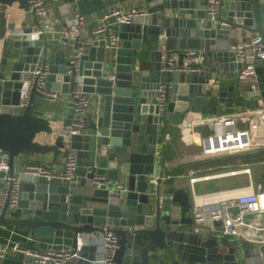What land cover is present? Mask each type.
<instances>
[{
    "label": "water",
    "instance_id": "obj_1",
    "mask_svg": "<svg viewBox=\"0 0 264 264\" xmlns=\"http://www.w3.org/2000/svg\"><path fill=\"white\" fill-rule=\"evenodd\" d=\"M69 1L85 22L96 20L92 26L124 2H143L148 18L114 26L118 47L112 50L105 47L102 34L94 40H90L94 34L83 36L88 43L74 67L64 49L69 39L47 31L27 0H0V40L7 37L0 59V150L7 156L9 174L18 157H23L21 164L30 165L35 155L51 153V162L57 163L70 153L76 159L75 176L80 177L75 184L22 180L16 206L8 208V200L3 204L0 228L13 226L25 232L24 242L18 245L34 251H40V241L52 239L56 231L72 233L68 251L74 255L64 264H93L96 246L82 244L77 249V235L85 236L102 225L117 237V264H246L239 257L236 239L194 229L190 202L170 196L173 178L163 175L168 167L233 154L261 152L264 156V145L172 162H164L163 151L166 126L182 124L188 113L214 116L220 109L233 108L236 100L246 108L264 106V60L254 67L259 102L249 98L237 80L241 60L223 48L235 31L257 35L264 44V0H221L225 17L218 13L214 20L206 18L205 0ZM13 4L23 12L20 29L7 20V9ZM148 35L156 39L143 68L137 52L151 44ZM77 46L78 38L70 48L74 51ZM170 54L176 55L177 67L188 59L190 67L200 69H161L167 66L163 56ZM38 65L47 66L45 87L68 98V119L81 118L70 103L72 88L98 97L95 112L82 116L86 133L55 134L50 125L55 119L43 117L39 110L42 98L35 84L24 108L18 107L22 81ZM160 84L165 85L161 106ZM155 166H159L157 172ZM150 175L157 176L156 187L150 185ZM94 176H105L110 182L96 186ZM162 182L168 185L163 196ZM24 260L30 264L28 256Z\"/></svg>",
    "mask_w": 264,
    "mask_h": 264
},
{
    "label": "built area",
    "instance_id": "obj_2",
    "mask_svg": "<svg viewBox=\"0 0 264 264\" xmlns=\"http://www.w3.org/2000/svg\"><path fill=\"white\" fill-rule=\"evenodd\" d=\"M30 9L44 28L52 30V16L46 0H27ZM221 0H205L204 10L206 18L214 20L220 11ZM3 4L0 3V11ZM9 8V7H8ZM8 11V9H7ZM147 15L143 7H121L107 11L102 15L99 23L93 28L94 35H101L105 38V47L112 50L118 47V39L114 33V26L134 22L143 19ZM9 16V12L7 13ZM148 16V15H147ZM85 19L79 13H75L66 24L57 30L60 35L69 40L78 38V46L71 53L69 62L76 67L81 54L84 53L88 39H85L82 32ZM228 50L234 58L241 60V67L237 72V80L247 89V96L255 98L260 102L257 88V77L255 65L264 60V44L259 36H253L239 43L231 44ZM188 51L187 54H190ZM167 66L163 70L190 72L198 71V66L190 67L189 60L185 59L182 67H177V57L174 54L163 56ZM47 73V66L38 65L30 76L22 81L19 90V108H24L27 103L29 89L35 84V89L41 94V98L47 102H55L59 93L48 90L44 85V77ZM165 85L160 84L157 91L159 105L165 100ZM70 103L75 113L81 118L68 120L64 123L62 133L68 137L72 134L86 133L85 124L82 120L91 103L88 94L83 93L75 86L69 91ZM204 122L212 126L213 132L201 137L196 132L193 134V142L199 145V156L213 155L217 153L231 152L243 149H253L264 145V106L259 104L256 108H240L232 112L214 116H203L196 121ZM239 122V123H238ZM185 121H182V126ZM76 159L68 153L62 162L59 170L41 164L32 163L26 165L20 172L9 174L7 156L0 150V171L4 174L0 177V212L3 204L8 200V208H14L18 200L19 188L22 180L36 181L42 179L45 182L60 181L68 184L76 183L75 176ZM250 174L246 167L242 170ZM156 175H150L148 181L153 187L157 186ZM193 181V178L190 179ZM110 181L105 176H94L92 183L96 186L106 185ZM169 197V196H168ZM190 215L194 223V229L200 227L209 231L219 232L229 238L240 242H248L254 245L256 264H264V189H254L249 177V186L246 190L230 189L216 192L196 194L192 188L190 192ZM233 210L236 212L233 213ZM253 218H260V222H254ZM219 221L220 225H215ZM82 244L95 245L98 249V257L95 263L117 264L114 259L118 247L117 237L111 229L102 225L96 232H89L84 235H77V249ZM9 253H17L30 258V264H64L72 255L69 251L60 250L53 246L46 247L40 251L30 250L18 244L0 243V264ZM239 257L241 255L239 254Z\"/></svg>",
    "mask_w": 264,
    "mask_h": 264
},
{
    "label": "crops",
    "instance_id": "obj_3",
    "mask_svg": "<svg viewBox=\"0 0 264 264\" xmlns=\"http://www.w3.org/2000/svg\"><path fill=\"white\" fill-rule=\"evenodd\" d=\"M47 5L50 8V14L52 16V30L50 32L55 33L57 30L62 28L68 20H70L75 13H79L77 7L73 2L69 0H46ZM118 6L129 8V7H143V2H136L133 4H128L126 2L120 3ZM9 16H7L8 21H13L16 23V28L20 29L23 26L21 25V20L23 19L22 9L17 5L13 4L8 8ZM169 13V11H167ZM222 18L225 17V10L221 8L219 12ZM148 18L147 15L143 18ZM93 21L85 22L83 25L82 32L84 35H93L92 30L95 26H92L96 20L93 18ZM95 24V23H94ZM26 27V25H25ZM48 31V30H47ZM6 31L5 35H8ZM101 35H93L90 40L99 39ZM253 34H249L244 31H235L232 32L227 40L225 41L223 48L228 50V47L231 44L239 43L241 41L252 38ZM148 38L151 42L150 46L153 48L155 41V36L148 35ZM7 37L4 40H0V59L4 56L5 45ZM73 41L69 40L65 45V50L69 51V54L73 52L70 48ZM153 45V46H152ZM175 55V54H174ZM176 56V55H175ZM199 59H192V62L196 63ZM148 59L144 63H140L141 67H147ZM226 83L230 84L231 81L226 80ZM91 100L88 112H95L97 109V104L99 102L98 97L94 94H88ZM247 98V97H246ZM68 98H64L62 94H59L58 100L55 102H47L42 100L39 110L42 113L43 117L54 118V121L50 122L53 132L58 134L62 132L63 125L66 121L70 120L67 118V108L69 105ZM241 101L236 100L233 108H228L225 110H219L215 115L224 114L226 112H232L236 109L243 108ZM203 116L197 113H188L184 118L185 125H171L168 124L165 130V146L163 151L164 162H172L185 158L197 157L200 154L199 145L193 142L192 132L198 133L201 137L205 136L209 132V125L204 122L197 123V119ZM208 117V116H206ZM53 138H48V141L51 142ZM159 152V145L156 149ZM23 157H18L14 161L13 172H20L26 165L21 164L20 160ZM264 156L261 152H251V153H242V154H233L230 156H223L214 159L196 161L192 163L176 165L173 167H168L164 169L163 178L172 176V194L170 196L175 197L180 202H185V200L190 202V192L191 188L196 194H203L206 192H216L220 190H230V189H242L246 190L249 186V177L254 189H264V185L259 186L255 185V176L259 175L264 177ZM34 163L44 164L53 170H59L62 166L63 158H59L57 163L51 162V153L44 155H35L32 157ZM207 168L206 170H213L218 167L223 168L224 171L212 172L205 171L207 173L194 175V168ZM248 168L250 174L244 173L242 170ZM159 170V166H155V172ZM245 177L243 183L240 182L241 177ZM193 178V181L190 179ZM80 177H76V183L79 182ZM48 183H63L60 181H53ZM168 187L164 182L159 185L160 195L163 196L164 190ZM254 222H260V218H253ZM199 229V228H198ZM209 230L202 229L201 233H206ZM96 232V231H95ZM72 233L64 231H56L55 236L52 239H44L40 241L41 249L46 247L53 246L60 250L68 251L71 245ZM25 240V232L17 230L13 226H6L0 228V243L1 244H20ZM35 243V241H33ZM254 245L248 242H240V259L246 264H256L257 258L254 252ZM98 249L96 253V258L98 257ZM23 255L17 253H9L4 258L1 264H25ZM93 264H99L93 262Z\"/></svg>",
    "mask_w": 264,
    "mask_h": 264
},
{
    "label": "rangeland",
    "instance_id": "obj_4",
    "mask_svg": "<svg viewBox=\"0 0 264 264\" xmlns=\"http://www.w3.org/2000/svg\"><path fill=\"white\" fill-rule=\"evenodd\" d=\"M239 123V122H238ZM211 132H213V129H212V126H210L209 125V132L208 133H211ZM199 156V155H198ZM207 168H200V167H198V168H194V170H193V173H194V175H200V174H205V173H207V172H205V171H209L210 173H212V172H218V171H224V169L223 168H220V167H218V168H216V169H213V170H206ZM260 174V173H259ZM257 175V176H255V178L253 179V180H255V185H259V186H262L263 187V185H264V177L263 176H261V175ZM244 178L245 177H241L240 178V182L241 183H243V181H244ZM204 227H200V229H203Z\"/></svg>",
    "mask_w": 264,
    "mask_h": 264
},
{
    "label": "trees",
    "instance_id": "obj_5",
    "mask_svg": "<svg viewBox=\"0 0 264 264\" xmlns=\"http://www.w3.org/2000/svg\"><path fill=\"white\" fill-rule=\"evenodd\" d=\"M150 48L151 47L148 44V45H145V47L142 50L137 52V58L139 59V61L141 63H144L148 59V53H149ZM195 66H197V65H195Z\"/></svg>",
    "mask_w": 264,
    "mask_h": 264
}]
</instances>
